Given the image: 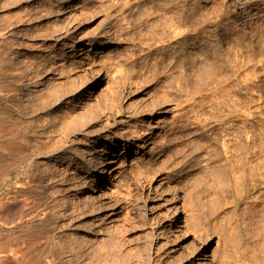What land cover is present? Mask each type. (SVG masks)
<instances>
[{"label":"rangeland","instance_id":"374dc122","mask_svg":"<svg viewBox=\"0 0 264 264\" xmlns=\"http://www.w3.org/2000/svg\"><path fill=\"white\" fill-rule=\"evenodd\" d=\"M0 143V264H264V0H0Z\"/></svg>","mask_w":264,"mask_h":264},{"label":"bare ground","instance_id":"6f19581e","mask_svg":"<svg viewBox=\"0 0 264 264\" xmlns=\"http://www.w3.org/2000/svg\"><path fill=\"white\" fill-rule=\"evenodd\" d=\"M181 36H183V37H188V34H180ZM196 36H199L198 38H201V39H205V38H209V36H212V33H207V32H200V33H197V35ZM231 36H233L232 35V33H228V31H226L225 33H218V34H216L215 35V39L216 38H218V39H220L221 41L222 40H224V38H228V37H231ZM193 38H197V37H192V39ZM237 39H238V41H239V48L240 49H243V47H244V44H243V41H241V37L238 35L237 36ZM93 45H94V42H91L90 44H88V51L89 50H92V48H93ZM191 45H193V44H191ZM86 49V48H85ZM86 49V50H87ZM83 53V52H82ZM230 57H231V55H228L227 56V58H226V67H227V70H228V74H226V78H227V80L230 78V76H232V75H235V71H236V69L238 68V70L239 71H241V69H243L244 68V65H245V57H243V55H240V58H239V61H238V64H237V67H236V69L234 70L233 68H232V65H230ZM58 60V59H57ZM230 73V74H229ZM240 74H241V72H239ZM239 75V74H238ZM188 78V77H187ZM186 78V79H187ZM239 78V77H238ZM188 80V79H187ZM190 80V79H189ZM192 80V79H191ZM189 82V81H188ZM237 87H238V90H239V93H241L242 94V92H243V90L245 89V84H244V81L242 80V78L238 81V83H237ZM82 90H83V88H82ZM227 92V93H226ZM225 92V96H224V99L225 98H227V100H229V90H227ZM178 93V92H177ZM49 95V98H50V94H48ZM177 96V95H176ZM176 96H173V97H176ZM178 96H180V95H178ZM244 96L245 95H242V98L240 97V103H241V105H242V109H243V102H244ZM48 98V97H47ZM52 98H54V97H52ZM177 98H179V97H177ZM51 99V98H50ZM49 99V100H50ZM52 100V99H51ZM50 100V101H51ZM41 102V101H40ZM40 102H38V104L40 103ZM54 102V101H53ZM46 103V102H45ZM45 103H44V105H45ZM47 105H49L48 103H47ZM241 105H240V107H241ZM241 110V109H240ZM242 117V116H241ZM244 118V117H243ZM243 123H245V120L243 121ZM65 126H68V125H64V127ZM17 127V126H16ZM18 127H20V126H18ZM20 129V128H19ZM68 129V127L66 128V129H62L63 131H64V133L66 134V136L68 135L67 133H66V130ZM14 130V129H13ZM61 130V131H62ZM71 130V129H70ZM62 131V132H63ZM68 131H69V129H68ZM13 132V131H12ZM19 132H20V130H19ZM22 132V131H21ZM23 132H25V130L23 129ZM14 134V133H13ZM12 134V135H13ZM26 134V133H25ZM37 134V133H36ZM15 135V134H14ZM30 136V135H29ZM32 136V135H31ZM30 136V137H31ZM18 137V136H17ZM20 137V136H19ZM24 137V136H23ZM28 137V136H27ZM14 138V137H13ZM16 138V137H15ZM27 140V139H26ZM25 140V141H26ZM24 141V140H23ZM29 141V140H28ZM60 141V140H59ZM58 141V142H59ZM11 143V142H10ZM9 143V144H10ZM26 143V142H25ZM44 143V142H43ZM20 144V143H19ZM22 144V143H21ZM30 144V143H29ZM42 144V143H41ZM0 145H1V143H0ZM11 145V144H10ZM10 145H8L9 146V148H11L10 147ZM44 145V144H43ZM46 145V144H45ZM21 146V148H22V146H23V144L22 145H20ZM25 146H28V145H25ZM47 146H50V144H48V145H46V147ZM8 148V147H7ZM6 148V149H7ZM15 148H17V147H15ZM25 148V147H24ZM13 150H14V146H13ZM13 150H10V151H12L13 152ZM6 151H8L9 152V149H7ZM12 152H9V154L10 153H12ZM6 155V154H5ZM13 155L15 156L16 155V153L14 154V152H13ZM13 155H10V156H13ZM84 161V160H83ZM108 163V162H107ZM85 168V167H84ZM105 174H107V171H105V170H103L100 174H99V176H97V178H96V181H95V184H94V186H95V188H96V186H98V188L100 189L102 186V183L104 182V180L106 179V176H105ZM72 187H74V188H72V189H70L69 190V192L70 193H77L78 192V188H76V187H78V186H72ZM94 188V187H93ZM87 189L86 190V193L87 194H91L94 190H95V188L94 189ZM173 198H175L174 196H173ZM176 199V198H175ZM176 206L174 207V211H173V214L175 213V212H177V208H178V205L180 204L179 203V200H177L176 199ZM169 228V227H168ZM168 228H166L165 230H164V233L165 232H167V233H169V230H168ZM111 236V235H110ZM112 236H114V235H112ZM117 238V237H116ZM114 240H115V238H114ZM91 256V255H90ZM99 257V256H98ZM92 258H95L94 259V261L95 262H104V260L102 259V258H96V257H93V255H92ZM200 264H209V261H208V258H207V256L204 254V253H202V260L200 261Z\"/></svg>","mask_w":264,"mask_h":264}]
</instances>
